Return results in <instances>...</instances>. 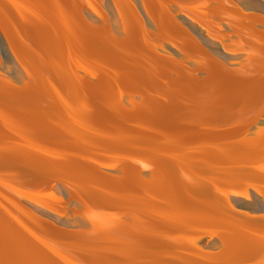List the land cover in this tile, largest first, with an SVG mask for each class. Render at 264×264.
<instances>
[{"label":"water","instance_id":"1","mask_svg":"<svg viewBox=\"0 0 264 264\" xmlns=\"http://www.w3.org/2000/svg\"><path fill=\"white\" fill-rule=\"evenodd\" d=\"M0 264H264V0H0Z\"/></svg>","mask_w":264,"mask_h":264}]
</instances>
